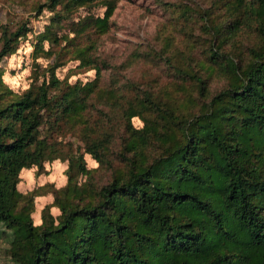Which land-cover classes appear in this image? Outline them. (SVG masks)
Returning a JSON list of instances; mask_svg holds the SVG:
<instances>
[{
    "label": "trees",
    "instance_id": "1",
    "mask_svg": "<svg viewBox=\"0 0 264 264\" xmlns=\"http://www.w3.org/2000/svg\"><path fill=\"white\" fill-rule=\"evenodd\" d=\"M185 1L166 4L195 30L184 49L173 52L169 42L157 54L175 79L160 93L136 91V107L121 116L117 154L120 125L112 108L103 112L112 125L96 124L95 136L86 112L98 94L109 101L125 92L101 88L90 46L77 50L84 65L98 70L86 83L60 79L55 63L17 92L0 65V238L11 258L4 264H264V0H214L207 8ZM117 3L46 0L38 11L54 13L33 54L59 38L74 53L77 37L109 29ZM98 4L104 16L89 14L70 33L56 32L69 13ZM30 31L27 22L15 31L0 26V64ZM146 56L138 52L131 60ZM215 75L226 79L216 91ZM64 122L83 125L84 146L69 153L68 181L37 223L33 193L19 189L20 175L32 165L44 168L55 151L52 134ZM86 153L110 167L106 182L94 179Z\"/></svg>",
    "mask_w": 264,
    "mask_h": 264
},
{
    "label": "rangeland",
    "instance_id": "2",
    "mask_svg": "<svg viewBox=\"0 0 264 264\" xmlns=\"http://www.w3.org/2000/svg\"><path fill=\"white\" fill-rule=\"evenodd\" d=\"M185 0H118L117 8L110 17L109 29L105 33H97L93 29L87 31L86 35L77 37L72 49L74 53H67V40L59 38L57 41H44L42 53L33 54L38 34L44 30L45 24L51 23L53 13L48 7H43L38 11V7L46 0H0V26L6 25L10 30L15 31L23 22H27L33 31L28 33V38L23 42L17 53L6 57L1 62L4 72V79L7 84L17 92L25 91L36 76L42 74L48 64H57L56 75L60 79L76 83L78 81L86 83L97 75L96 64L101 70L100 86L102 89L119 87L125 95L116 99H103L100 94L93 99V106L86 112L91 119V125L96 128L97 133L101 134V129L108 117L103 112H108L107 108H112L111 117L118 121L120 132L115 137L112 150L115 154L120 148L119 136L123 134L122 114L124 109L129 106L136 107L133 102L135 93L140 90L148 89L160 93L162 88L173 82V70L169 62L161 56H157L162 47L167 43H172L174 51L185 48L187 33L195 30L194 23L186 22L183 18L174 14L171 6L166 3L181 4ZM214 0H186L185 3L194 8H207ZM105 8L100 4L91 5V8H80L69 13L60 27L56 28L59 36L70 33L76 23L83 16H104ZM187 23V24H184ZM184 25V26H183ZM89 32V33H88ZM200 31H197L199 34ZM73 34V33H72ZM89 47L88 54L94 64L84 65L79 58L78 48ZM46 51L53 52L48 55ZM61 51L60 57L57 55ZM148 55L140 57L137 61L131 58L137 53ZM197 54L199 52L197 51ZM35 69L38 72L33 75ZM212 89L219 90L226 84V79L215 75L211 79ZM135 85L138 89H132ZM183 92V95L188 92ZM130 102V103H129ZM104 106H107L105 109ZM104 108V109H103ZM109 113V112H108ZM124 121V120H123ZM133 122L136 126H142L140 118L134 117ZM101 126V129L98 126ZM61 129L52 134L51 140L55 142V151L50 154L44 168L38 169L37 166H30L24 169L20 175L19 189L23 193H33L35 199V212L33 214L37 223L40 221L42 210L46 205L54 201V191L66 185L68 176V155L75 153L79 148H83L81 140L83 136V125L71 127L64 122ZM84 152V149H82ZM87 167L94 173V179L106 182L110 177V167L100 166L99 162L89 153L85 154ZM113 158V157H112ZM118 164L117 159L115 160ZM94 171V172H93ZM87 175H79V180H86ZM51 211L59 214V208L52 207ZM0 238V262L10 263L6 247L7 242Z\"/></svg>",
    "mask_w": 264,
    "mask_h": 264
}]
</instances>
